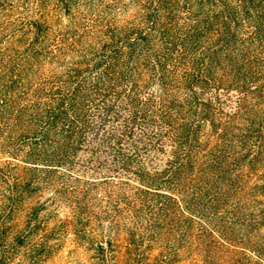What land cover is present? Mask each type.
Listing matches in <instances>:
<instances>
[{
    "label": "trees",
    "instance_id": "16d2710c",
    "mask_svg": "<svg viewBox=\"0 0 264 264\" xmlns=\"http://www.w3.org/2000/svg\"><path fill=\"white\" fill-rule=\"evenodd\" d=\"M68 235L264 264V0H0V264Z\"/></svg>",
    "mask_w": 264,
    "mask_h": 264
},
{
    "label": "rangeland",
    "instance_id": "374dc122",
    "mask_svg": "<svg viewBox=\"0 0 264 264\" xmlns=\"http://www.w3.org/2000/svg\"><path fill=\"white\" fill-rule=\"evenodd\" d=\"M64 212H66V207H61L57 214L62 215ZM87 255L88 253L83 252L82 248L74 245L68 235L63 238L60 249L45 264H90Z\"/></svg>",
    "mask_w": 264,
    "mask_h": 264
}]
</instances>
